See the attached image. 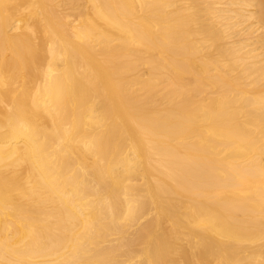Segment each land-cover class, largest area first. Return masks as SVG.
Segmentation results:
<instances>
[{
    "label": "bare ground",
    "instance_id": "bare-ground-1",
    "mask_svg": "<svg viewBox=\"0 0 264 264\" xmlns=\"http://www.w3.org/2000/svg\"><path fill=\"white\" fill-rule=\"evenodd\" d=\"M0 264H264V0H0Z\"/></svg>",
    "mask_w": 264,
    "mask_h": 264
}]
</instances>
